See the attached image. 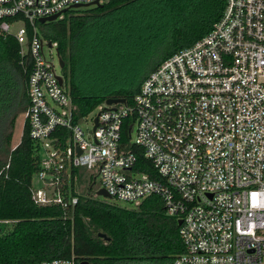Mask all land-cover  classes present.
I'll return each instance as SVG.
<instances>
[{
    "label": "built area",
    "instance_id": "2783aa9c",
    "mask_svg": "<svg viewBox=\"0 0 264 264\" xmlns=\"http://www.w3.org/2000/svg\"><path fill=\"white\" fill-rule=\"evenodd\" d=\"M96 1L0 0L2 29L31 61L25 120L45 152L34 200L75 204L80 192L70 185L79 169L94 170L116 202L134 206L158 195L182 220L185 250L172 264H264V0H226L212 28L165 56L133 102H102L91 124L90 113L77 116L56 69L58 40L38 21Z\"/></svg>",
    "mask_w": 264,
    "mask_h": 264
},
{
    "label": "trees",
    "instance_id": "16d2710c",
    "mask_svg": "<svg viewBox=\"0 0 264 264\" xmlns=\"http://www.w3.org/2000/svg\"><path fill=\"white\" fill-rule=\"evenodd\" d=\"M225 2L105 0L69 8L62 17L38 23L46 37L58 40L65 60V87L77 105V116H82L108 98L133 102L146 76L165 56L208 32ZM1 22L0 18V264H40L58 257L92 264H172L185 246L179 219L166 212L161 196H149L134 206L93 196L90 191L79 193L78 201L68 206L34 200L31 188L40 169V154L26 120L20 141L13 144L16 120L29 104L31 61L27 62L17 37L6 33ZM150 29L171 34L149 63L144 56L125 75L102 71L105 58H111L120 45L132 44L136 36H148ZM95 63H99L98 71ZM131 127L125 129L126 137ZM139 153L141 162L148 161L143 168L151 172V161ZM70 187L77 194L74 182ZM64 189L68 199L69 185Z\"/></svg>",
    "mask_w": 264,
    "mask_h": 264
},
{
    "label": "rangeland",
    "instance_id": "374dc122",
    "mask_svg": "<svg viewBox=\"0 0 264 264\" xmlns=\"http://www.w3.org/2000/svg\"><path fill=\"white\" fill-rule=\"evenodd\" d=\"M154 29L148 30V36H139L132 39L131 46H128L126 48H123L125 45L130 44H122L119 46L117 50L113 52L114 55L111 56V58H105V65H101L102 71H111L118 75H125L127 72L131 71L134 67L139 65V61L144 60L145 57L148 56V63L150 60V57L153 53H155V49H163L165 46V43L168 39V36L171 34L170 31H161L159 33H153ZM169 34V35H168ZM122 48V49H121ZM46 49L49 50V46L46 45ZM121 49V50H119ZM50 51V50H49ZM51 51L54 54L55 57V63H56V69L59 73H63V68L59 65V62L57 60V52L55 47L51 48ZM118 53H115L117 52ZM145 56V57H144ZM99 62V61H98ZM99 65V63L93 64V67L96 71L98 69L96 66ZM98 112V108H95L93 111L90 112L89 118L90 123L92 124V117ZM25 120V113L20 114L16 120L15 125V131H14V138H13V144H17L22 136L23 132V125ZM83 125H86V121H82ZM44 148H41L40 154L44 155ZM77 181L75 184L76 189L80 193H87L89 190L90 185L93 183L94 179L95 182L93 184L92 194L94 196L95 192L101 187V183L99 178L96 176V172L94 170H89L85 168H81L78 171L77 174ZM34 183L38 184L37 177L34 178ZM99 198L108 199L110 201L116 202L117 200L115 198L106 197L100 194L95 195ZM119 203L121 204H128L125 201L120 200Z\"/></svg>",
    "mask_w": 264,
    "mask_h": 264
},
{
    "label": "water",
    "instance_id": "95a60500",
    "mask_svg": "<svg viewBox=\"0 0 264 264\" xmlns=\"http://www.w3.org/2000/svg\"><path fill=\"white\" fill-rule=\"evenodd\" d=\"M96 4H103V2L97 0V1H96ZM76 5H79V4H76ZM58 13H59V12L54 13V14H51V15H49V16H41V17H40V20L45 21L46 19H49V20L54 19V18L57 17ZM60 64H61V66H64V65H65L64 57H63L61 54H60ZM59 78H60V82L62 83V82H63V76L60 75ZM106 101H107L108 103L125 102V101H126V98H125V97L108 98ZM95 120L97 121V117L95 118ZM80 151H81V150H80ZM93 184H94V182L90 185L88 191H90V192L92 191ZM96 193H97V194H100V195H103V196H106V197H111L110 193L106 190L105 187H100V188L96 191ZM181 221H182V220L179 219V223H181ZM101 235H105V234H104V233H101ZM36 264H39V263H36Z\"/></svg>",
    "mask_w": 264,
    "mask_h": 264
}]
</instances>
